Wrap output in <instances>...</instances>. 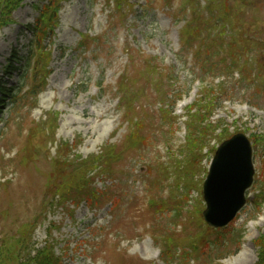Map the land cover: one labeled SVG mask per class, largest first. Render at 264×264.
Instances as JSON below:
<instances>
[{"label": "rangeland", "instance_id": "rangeland-1", "mask_svg": "<svg viewBox=\"0 0 264 264\" xmlns=\"http://www.w3.org/2000/svg\"><path fill=\"white\" fill-rule=\"evenodd\" d=\"M112 1H64L55 33L45 42L53 50L47 85L36 99L25 96V88L17 102L10 98L0 110V244L25 234L40 247L53 238L64 264H254L255 240L264 228V0H191L201 12L193 25L213 50L234 39L250 49L236 50L235 66H246L243 57H253L256 62L248 64L254 77L257 69L255 83L243 79L249 70L227 72L216 56L217 66L210 69L203 63L206 47L200 55L185 47L180 30L190 12L178 14L182 0H150L145 14V0H130L140 16L130 14L124 24L122 17L111 21ZM35 4L42 3L25 0L13 12V23L0 27V77L13 49L20 54L28 49L25 26L35 21ZM225 14L232 20L216 23ZM83 33L101 37L96 52L77 47ZM194 39L192 47L202 44ZM149 63L164 78L153 74ZM19 75L8 82L17 85ZM124 76L138 94L129 111L140 120V142L133 147L129 136L137 128L118 105ZM177 94L183 97L174 105ZM55 114V129L51 121L41 123ZM203 131L198 147H191L193 134ZM237 131L253 147L250 202L227 227L209 231L201 221L203 182L217 145ZM61 142L71 145V157H91L106 145L122 154L109 173L101 169L92 176L95 188L107 187L104 195L91 202L87 193L71 188L59 197L58 185L73 171L57 165L66 162L57 155ZM29 149L35 157L25 164ZM195 165L201 169L193 178L197 188L181 196L185 188L178 187V174Z\"/></svg>", "mask_w": 264, "mask_h": 264}, {"label": "trees", "instance_id": "trees-1", "mask_svg": "<svg viewBox=\"0 0 264 264\" xmlns=\"http://www.w3.org/2000/svg\"><path fill=\"white\" fill-rule=\"evenodd\" d=\"M22 1L23 0H0V26L7 25L10 22L14 21L12 14L20 5H22ZM62 1L65 0H47V3L43 4L42 6L36 5V9L39 12V16L36 18L35 23L29 24L27 26L33 34V40L30 41V45L26 51V54L18 55V52L15 51L9 57L7 64L4 66L3 69L4 74H6L7 76H11L13 72L18 70V68L20 67L19 69L23 72L19 77L18 85L23 86L24 88L26 82L30 81V85L26 91L28 92L30 99H36L41 91V88L43 86H46L47 84V78L50 74L49 64L52 58V50L45 44V40L51 35H53L55 27L58 24V11L60 9V4ZM130 5L131 3L129 2V0H116L117 9L122 13L125 11L126 8H129ZM196 6L199 10V4L197 2ZM213 10L214 9L206 11V13L209 14V12H213ZM226 19L231 18H228L227 14H225L219 20L217 19L216 23H220ZM198 21L199 17L195 15V19L192 21L191 24L187 26V43L190 44L192 41H194V38L196 36V38L198 37V39L201 40L202 46H204L206 44L205 37L201 36L200 30L197 32V30L199 29L197 25H193L196 22L198 23ZM206 23L208 24V21H206ZM209 27L210 25L207 26V28ZM223 31H226L225 27H223ZM82 38L83 39L79 42V45L81 47H87L86 39L89 37L84 36ZM229 46L230 56L232 57L233 62L227 66L228 69H230L235 64V58L238 56L236 53L237 49L239 50V52L246 51V53H248L250 50L246 47H242L241 45H239L237 39L231 41V43H229ZM150 62L153 63L154 60L152 59L150 60ZM149 67L153 74L156 71L159 74V78H162L163 73H160L159 67L152 68L150 66V63ZM244 68L246 69L245 66ZM165 75L167 78L170 77L169 73H166ZM13 93H16L15 86H8L7 82L3 81V79H0V109L7 101L8 97H12L13 102L18 101V95H13ZM120 93V106L125 110V113L129 117V119H132L131 115H129V111L135 108L133 103H135L138 94L137 92L133 91L130 87L128 88L126 78L123 79L120 84ZM48 118L49 116H47V119H45L41 123L45 124L51 121L52 126L55 129L57 126L58 115L55 114L54 118L51 120H48ZM129 121L136 128L137 126L139 127L140 123L138 121H135L134 118ZM193 124L194 123H190L191 130ZM52 132H54V130ZM201 134L205 136L206 133L205 131H203L198 134H193V137L190 139L191 147H198L199 144H197V142H201V140L199 139ZM129 138V147L137 146L139 144L140 137L138 136V128L136 129V131L132 132ZM70 146L71 145H69L67 142H61L59 145H57V155L60 154V156L64 157V160L66 161L64 163H58V167L61 168L62 164H65L69 167H72L73 169V171L67 176V179L64 180V185H58L60 186V190L57 194L59 195V197H65L64 194H68L70 189L73 188L79 194L87 193L86 199L92 202V200L97 199L100 195L104 194L106 192V189L94 188L92 183L93 178L90 176H92V173H96L100 169L109 173L111 171V162L115 159H119L122 154H119L116 150V147L114 146H105L101 153L96 154L90 158L85 159L79 156H75L72 158L70 155L71 152H69ZM33 148L37 149L35 146H33ZM62 150H64L63 153H61ZM33 157H35V154L31 153L29 149L23 156L22 161L27 164L31 159H33ZM197 169L198 168L195 165L191 168H185V170L182 172L187 179L188 188L193 187V184L190 181V176L195 174ZM261 193L263 194L264 192ZM66 198L69 197L67 196ZM74 198L72 199L77 201L78 197ZM32 232L30 233V235L32 234ZM26 237L28 236L25 234L17 237L16 240H7V238L5 237L4 241L0 244V264H64L63 257L57 253V248L54 242L47 241L44 247L36 250V254L32 255L31 243L29 240H26ZM172 242V238H169L168 246L173 245L171 244ZM255 244L258 247V260L255 264H264V231L255 240ZM187 247L190 246L187 245Z\"/></svg>", "mask_w": 264, "mask_h": 264}, {"label": "water", "instance_id": "water-1", "mask_svg": "<svg viewBox=\"0 0 264 264\" xmlns=\"http://www.w3.org/2000/svg\"><path fill=\"white\" fill-rule=\"evenodd\" d=\"M249 138L237 133L217 149L204 183L206 222L213 227L228 224L246 203V190L252 185L255 169Z\"/></svg>", "mask_w": 264, "mask_h": 264}, {"label": "bare ground", "instance_id": "bare-ground-1", "mask_svg": "<svg viewBox=\"0 0 264 264\" xmlns=\"http://www.w3.org/2000/svg\"><path fill=\"white\" fill-rule=\"evenodd\" d=\"M243 253V252H242ZM242 253H240V254H242ZM234 262L233 261H229V264H233Z\"/></svg>", "mask_w": 264, "mask_h": 264}]
</instances>
